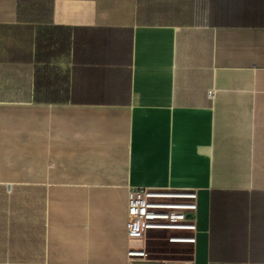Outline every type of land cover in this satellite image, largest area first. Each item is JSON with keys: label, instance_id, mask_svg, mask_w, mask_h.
Instances as JSON below:
<instances>
[{"label": "crops", "instance_id": "crops-1", "mask_svg": "<svg viewBox=\"0 0 264 264\" xmlns=\"http://www.w3.org/2000/svg\"><path fill=\"white\" fill-rule=\"evenodd\" d=\"M140 186L195 190L192 242L128 239ZM142 243L264 264V0H0V264Z\"/></svg>", "mask_w": 264, "mask_h": 264}, {"label": "built area", "instance_id": "built-area-1", "mask_svg": "<svg viewBox=\"0 0 264 264\" xmlns=\"http://www.w3.org/2000/svg\"><path fill=\"white\" fill-rule=\"evenodd\" d=\"M196 204L194 189L131 187L127 191V237L143 241L147 230H161L169 234L170 242H192L194 237L183 231L195 230ZM128 249L130 262H146L143 243Z\"/></svg>", "mask_w": 264, "mask_h": 264}, {"label": "rangeland", "instance_id": "rangeland-1", "mask_svg": "<svg viewBox=\"0 0 264 264\" xmlns=\"http://www.w3.org/2000/svg\"><path fill=\"white\" fill-rule=\"evenodd\" d=\"M160 243V247H158V250H162L164 251V253H162L159 257L163 258V259H184L186 257H188L189 255V250L188 248H183L181 246H179V244L177 245H173V246H166L164 242H159Z\"/></svg>", "mask_w": 264, "mask_h": 264}]
</instances>
